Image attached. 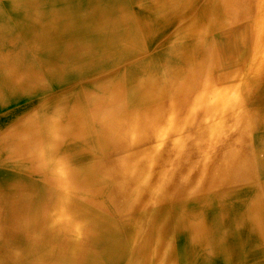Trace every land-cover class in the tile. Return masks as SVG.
<instances>
[{
  "label": "bare ground",
  "instance_id": "bare-ground-1",
  "mask_svg": "<svg viewBox=\"0 0 264 264\" xmlns=\"http://www.w3.org/2000/svg\"><path fill=\"white\" fill-rule=\"evenodd\" d=\"M205 1L200 22L222 29ZM211 1L234 26L220 31L231 82H215L209 72L206 93L196 101L202 114L173 105L169 116L146 109L107 125L105 136L115 143L114 153H106L94 149L92 119L79 93L96 70L113 66V57L134 51L123 45L128 35L112 32V6L0 0V110L28 93L60 88L17 116L6 140L0 137L1 147H23L35 162L32 168L0 164L13 170L0 179V264H195L199 245L220 259L233 255L227 264H242L251 243L249 256L257 251L264 260V0ZM144 2L148 13L160 10L161 1ZM40 5L48 13L33 10ZM120 26L132 34L128 20ZM143 34L148 37L147 26ZM23 56L29 61L19 62ZM147 96L149 106L154 97ZM69 118L83 124L78 144L60 127Z\"/></svg>",
  "mask_w": 264,
  "mask_h": 264
},
{
  "label": "rangeland",
  "instance_id": "rangeland-1",
  "mask_svg": "<svg viewBox=\"0 0 264 264\" xmlns=\"http://www.w3.org/2000/svg\"><path fill=\"white\" fill-rule=\"evenodd\" d=\"M99 1L101 2L100 5L102 9H109V6H112V13L109 12L107 14L113 21L111 26L112 32H115L117 29V33L114 34L119 38L128 35L129 38L123 45L126 47L133 45L134 51L125 58L119 59L113 57L110 62V65L113 66H104L98 71L96 70V73L93 75V80L85 83L84 93H79L80 97L83 95V101L85 102L84 110L92 119L91 139L94 140L93 143L96 152L106 151V153H114V138L106 137L104 128L107 125L118 123H120L118 125H122L124 122L122 119L130 114L146 109L153 110L160 108L164 111L165 116H169L173 105H176L177 109L178 107L186 108L185 110L188 111L187 115H190L193 109L198 110V112L202 114L204 107L197 108L196 101H198L205 91L204 81L208 78L209 72L212 73L215 82H231L232 79H230V74L228 72L230 64L227 62V59L224 58L225 55H227L225 37L221 36L222 33H220V31L226 34L224 32L230 31V28L234 26L228 24V17L226 18L220 15L222 12L224 14V9L219 7L216 1L207 0V4L209 3L208 6L212 4L216 8V12L213 13L212 16L213 22L222 21L224 24L222 29H214L210 22H200V19L204 18L201 17V13L206 9L205 0H191L193 7H191V2H186V0H175L173 4L166 3V0H159L161 1V3L159 2L158 4L160 10L150 13L147 12L144 0ZM188 5L194 10V13L186 8ZM47 8V5H40V7L37 8L33 7V10L41 9L42 12L48 13ZM195 11H197V15ZM194 14L196 18H191ZM122 20H128L130 23L129 28L133 31L131 35L125 32L123 26H120ZM207 20L208 18H205V21ZM243 23L244 22L240 23V25H242L238 28L244 27ZM146 26L148 37L143 34V29L145 30ZM194 29H196V32L192 33ZM4 55L5 54L0 52V57ZM27 60L28 59L23 56L19 62L24 61L26 63ZM35 60L37 62V67L44 70L40 58H36ZM196 75L198 76L196 77ZM100 78H102V80ZM118 90L121 93H118ZM59 91L60 88L57 85H50V88L45 93L24 97L14 104L7 106L4 111L0 112V122L4 124V131L6 130V133L1 139H7V133L10 131L9 126L12 125V121L16 119L17 116L29 110H33L34 105L39 101L38 99H42L46 96L49 98V96ZM147 95L154 97L152 98L154 99L152 100L153 103L150 101L149 106H147L146 100L150 97ZM102 97L103 100H101ZM70 100L74 102L76 99ZM72 102L70 101L68 106L70 113L76 109V106H74ZM205 102L210 103L211 101L207 98ZM61 110L67 111V108L63 107ZM37 114L44 116L45 113L40 111ZM81 126H83V124L74 123L72 119L69 118L68 124L61 125L60 127L63 128V134L67 132L69 138L71 136L72 138L74 136V138L77 137L78 141L76 144H78L81 140L79 136L81 133ZM1 131L2 130H0V132ZM72 138H70L69 141H71ZM72 145L73 144L69 146L70 149H72ZM1 146L2 145H0V164L9 162L8 165H22L21 167L24 168L28 166V168L33 167L35 162L33 161L34 154H32V152L30 153L23 147H21L22 149L16 148L15 151H11V147L4 148ZM26 159L28 162L25 163ZM20 162L23 163L21 164ZM246 219L247 221L250 220L249 217ZM234 225V221H231L230 227ZM34 238L37 239L35 235ZM177 238L179 239V235H177ZM177 240L176 242H178ZM201 240L202 239H200V241ZM254 244L255 243H251L247 245L246 250L241 253L240 256L242 258L248 259V261H244L242 264H264V260L261 259V256L258 257L259 254L257 251H253V256H249L250 250L254 249ZM251 245L253 248L250 247ZM199 247L201 248L200 245ZM200 248L196 250L194 255L195 264H214L220 259L216 256L217 254L210 253L208 250L202 251ZM229 257H233V255H224L220 261L223 264H227L226 262Z\"/></svg>",
  "mask_w": 264,
  "mask_h": 264
},
{
  "label": "crops",
  "instance_id": "crops-1",
  "mask_svg": "<svg viewBox=\"0 0 264 264\" xmlns=\"http://www.w3.org/2000/svg\"><path fill=\"white\" fill-rule=\"evenodd\" d=\"M52 86V85H51ZM34 95H36V94H33V93H28L27 94V96H34ZM27 96H25V97H27ZM23 99V98H22ZM15 102H17V101H14V103ZM13 103V104H14ZM11 105V104H10ZM9 106V105H8ZM6 108H3V110H0V112H2V111H4ZM30 111V110H29ZM4 124L3 123H1L0 122V128H1V130L3 131L4 130V126H3ZM13 125V124H12ZM12 125H10V126H12ZM3 127V128H2ZM4 135H1L0 137H3ZM11 172H13V170H4V169H0V179L1 178H3V177H5L6 175H9V174H12ZM0 244H2V243H0ZM0 247H1V245H0ZM2 250V249H1ZM16 253V252H15Z\"/></svg>",
  "mask_w": 264,
  "mask_h": 264
}]
</instances>
